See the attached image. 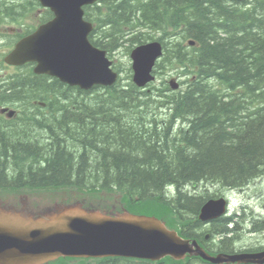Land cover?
<instances>
[{
  "label": "trees",
  "instance_id": "trees-1",
  "mask_svg": "<svg viewBox=\"0 0 264 264\" xmlns=\"http://www.w3.org/2000/svg\"><path fill=\"white\" fill-rule=\"evenodd\" d=\"M10 1L0 6V24L26 12L16 8L20 0ZM242 2L246 9L238 7ZM22 8L35 11L40 4L30 0ZM85 10L95 25L92 43L111 57L127 44L129 53L151 41L164 44L157 80L138 88L132 68L116 63L126 78L90 91L36 75L30 65L7 76L1 103L26 97L33 112L0 115V192L75 190L85 207L107 211L111 206H99V195L119 194L126 210L156 216L185 238L204 241L208 234L217 243L212 255L235 253L237 241L228 236L250 216L233 215L205 228L201 209L217 196L201 189L205 183L237 189L264 178V0H100ZM166 64L180 70L178 91L167 81L157 83ZM165 110L162 118L154 115ZM71 261L212 264L199 257L51 264Z\"/></svg>",
  "mask_w": 264,
  "mask_h": 264
},
{
  "label": "water",
  "instance_id": "water-1",
  "mask_svg": "<svg viewBox=\"0 0 264 264\" xmlns=\"http://www.w3.org/2000/svg\"><path fill=\"white\" fill-rule=\"evenodd\" d=\"M38 1L53 12L54 19L20 40L5 62L13 66L36 63V74L49 75L85 91L113 86L119 74L111 68L107 52L91 43L93 24L85 20L84 7L99 0ZM190 45L195 43L191 41ZM163 55L160 41L140 45L131 52L133 82L138 87L155 80L153 71ZM171 87L176 90L179 84L172 80ZM14 114L10 111L8 117ZM226 203L224 198L208 201L200 219L222 216ZM188 255L212 264H264V252L212 256L196 240H184L156 217L128 211L108 213L87 208L81 202L55 203L37 213L0 207V264H47L62 257H123L155 262L171 257L181 261Z\"/></svg>",
  "mask_w": 264,
  "mask_h": 264
},
{
  "label": "rangeland",
  "instance_id": "rangeland-1",
  "mask_svg": "<svg viewBox=\"0 0 264 264\" xmlns=\"http://www.w3.org/2000/svg\"><path fill=\"white\" fill-rule=\"evenodd\" d=\"M10 1V0H5ZM243 5H239L238 7L246 9L248 7V4H245L242 2ZM241 3V4H242ZM11 4V3H8ZM246 5V6H245ZM20 12L23 13V8H19ZM37 19V18H36ZM36 20L34 19H28L23 20V24L26 25L25 27L33 26ZM10 26V25H8ZM7 26V27H8ZM16 27H20L18 25H15ZM0 38V47L4 44V40H1ZM129 45H125V47L121 48L120 50L113 53L111 59L116 63L118 66H121V69L128 70L129 67H131V58L130 53L127 51V47ZM6 48L4 49V51ZM164 74L162 71L161 77L158 79V84H160L162 81L163 83L167 81L168 83L172 78H175L181 83V88L183 86V78L179 77L180 70L175 67V65H165ZM122 70V71H123ZM7 73H14V69H6ZM4 72H0L1 76H6ZM122 78H126L127 74L120 73ZM184 88V87H183ZM258 103V101H257ZM12 108H18V109H25L33 111L30 108V104L27 103H10ZM258 105V104H257ZM253 106V105H252ZM168 113V111H163V113H155L157 117H164V114ZM170 114V113H169ZM261 177L255 178V180H252L250 183L245 185L242 188H237L234 190L233 188H222L217 185L212 184H204L203 188L201 189V192L205 196H211V195H219V196H225L229 198L230 200V212L232 214H240L241 216H247L251 214L252 216H262L264 218V178L259 179ZM1 201H0V207L8 206L9 208L13 210H23L24 212H31L33 210L32 206H37L42 203H51V201H60L61 199L65 198L66 195L70 197L69 200L77 199L81 195L80 192L75 190H66L63 189L61 191H55V190H33V191H3L0 192ZM102 200L100 201V205H108V206H115L120 205L122 202V196L115 193H109L107 195H99ZM252 205L253 209H248L247 212H239L241 209V206H248ZM6 205V206H5ZM239 210V211H238ZM239 212V213H238ZM252 212V213H251ZM230 216V215H229ZM228 216V217H229ZM248 218V219H247ZM246 222H243L244 226L238 230L237 234L234 237V240H236L239 243L238 248H251L253 246L255 247H264V228L261 229L260 234L253 231L256 224L261 223L262 220L260 219H254V217H247ZM261 227H264V225H261ZM208 228V227H205ZM213 230V228H210ZM241 231V232H240ZM214 233V232H213ZM248 233V234H247ZM210 235V234H209ZM231 244V243H230ZM232 249L236 250V247L232 245ZM78 260V259H76ZM77 263L76 261H71V264Z\"/></svg>",
  "mask_w": 264,
  "mask_h": 264
},
{
  "label": "bare ground",
  "instance_id": "bare-ground-1",
  "mask_svg": "<svg viewBox=\"0 0 264 264\" xmlns=\"http://www.w3.org/2000/svg\"><path fill=\"white\" fill-rule=\"evenodd\" d=\"M6 2H8V3H11V4H13V2L12 1H5V0H2V1H0V6L2 5V3H4V4H6ZM26 2L27 3H30V0H20V6L18 5V6H16V8H22L23 7V5H25L26 4ZM27 9H25V8H23V10H22V12L24 13L25 11H26ZM7 18V17H6ZM1 40H3V39H1ZM171 42V41H170ZM190 42L191 41H189L188 43H186V45L188 46V44H190ZM2 46V45H1ZM117 71V70H116ZM7 82V79H6V76H1L0 75V87H2V86H4L5 85V83ZM3 90V89H2ZM1 90V91H2ZM0 91V92H1ZM15 99V98H14ZM11 100V101H9V102H6V103H1V101H0V106H6L7 108H9V109H13V111H16L17 112V117H20V115L21 114H23L22 113V111L20 112L19 111V109L18 108H12L13 106H11L10 105V103H25V104H27V103H29V104H31V102H30V99L29 98H26V97H22L21 99H19V100H17V99H15V100ZM32 102H36L35 100H34V98H33V100H32ZM30 108L33 110V108H32V106L30 105ZM29 112H33V111H29ZM23 191V190H22ZM217 196V198H218V195H216ZM227 205H228V208L230 209V206H231V204H230V200L228 201V203H227ZM244 207H246V209H247V206H241V209L243 210L244 209ZM201 212H202V209H201ZM239 213V212H238ZM252 213V212H251ZM229 214H230V216H229V218L230 217H232L233 215H235V216H237V217H239V215H237L236 213L235 214H232L230 211H229ZM249 216L251 217V214H249ZM222 218H227L228 219V217H222V216H220V217H216V216H213L210 220H208V221H203L202 223H205V226L206 227H209L210 226V224L209 223H211L212 221H216V220H219V219H222ZM236 218V217H235ZM200 231H201V233H202V230L201 229H199ZM248 234V233H247ZM258 234H260V233H258ZM207 236H208V234H207ZM198 243H199V245L201 246V248H203L204 249V251L205 252H207V253H209V254H211V252H212V249H214V248H216V246H217V243H216V241L214 240V239H212V241H210L207 245H206V248L200 243V241H198L197 239H195ZM235 246L238 248V246H239V243L238 242H236V244H235ZM238 249H240V248H238ZM244 249H247V250H244ZM263 250V251H259V250ZM241 250H243L244 252L243 253H233V254H229V253H222V254H224V255H226V256H230V257H238V256H241V255H244V254H257L258 252H264V247H255V246H253V247H251V248H243L242 247V249ZM245 251H250L251 253H245ZM252 251L254 252V251H256L255 253H252ZM212 255V254H211ZM199 258H201V257H199ZM201 259H203V258H201ZM204 260V259H203ZM206 261V260H205ZM222 264H250V263H239V262H235V263H226V262H224V263H222Z\"/></svg>",
  "mask_w": 264,
  "mask_h": 264
},
{
  "label": "flooded vegetation",
  "instance_id": "flooded-vegetation-1",
  "mask_svg": "<svg viewBox=\"0 0 264 264\" xmlns=\"http://www.w3.org/2000/svg\"><path fill=\"white\" fill-rule=\"evenodd\" d=\"M21 32L24 33L23 30L13 32V36H15V39H16L15 43L20 39V35H22ZM15 39H14V40H15ZM15 43H14V44H15ZM9 44H10V43H9ZM9 44H8V45H9ZM253 208H255V207H253V206L250 205V204L247 206V210H248V209H253ZM258 215H259V214H258ZM258 215H257V216H252V215H251V217H254V219H260V220H262L261 223L256 224L255 227H254V229H253V231L256 232V233H260V231H261V225H264V218H263L262 216H258ZM246 221H247V220H246ZM246 221H245V222H246ZM240 222H241V221H240ZM210 226H211V225H210ZM210 226H209V227H210ZM243 226H244L243 223H242L241 225L238 224V226H237V227H238V230H240V228L243 227ZM205 227H206V226H205ZM230 229H233V226H231ZM238 230H236V231H234V232L232 231V233L229 234V236H228L229 239H233V238L235 237L234 235L238 232ZM198 240L200 241V239H198ZM210 241H211V240L209 239V237L206 236V237H205V240H204V241L201 240L200 243L205 242L206 245H207ZM244 250H247V249H244ZM259 251H263V250L261 249V250H259ZM232 252H235V253H243L244 251L241 250V249H238V248L236 247V250L233 249ZM255 252H256V251H254V252L252 251V253H255ZM245 253H251V252H250V251H245ZM229 254H230V253H229Z\"/></svg>",
  "mask_w": 264,
  "mask_h": 264
}]
</instances>
